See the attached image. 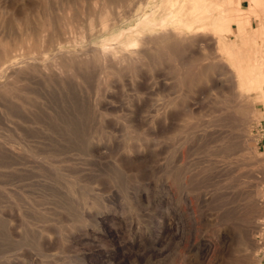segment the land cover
Segmentation results:
<instances>
[{"label": "rangeland", "instance_id": "obj_1", "mask_svg": "<svg viewBox=\"0 0 264 264\" xmlns=\"http://www.w3.org/2000/svg\"><path fill=\"white\" fill-rule=\"evenodd\" d=\"M71 1L80 35L89 24L88 5ZM241 4L248 6L247 0ZM45 10L52 11L50 0H30L22 17L27 27L34 28ZM3 11L0 18L9 17V9ZM249 21L252 37L261 19ZM223 41L233 60L246 62L235 26ZM195 54H153V65L162 72L152 74L166 83L164 89L136 91L115 76L105 86L89 74L86 81L50 92L17 82L24 112L0 98V264H264L258 239L264 221V103L251 96V102L236 104L237 89L228 88L230 68L211 64L209 50ZM99 101L112 105L100 112L122 126L105 130L102 147L112 151L84 152L76 134L62 127L92 122L90 110ZM138 101L144 117L161 107H178L182 114L168 133L150 136L132 126L127 108ZM49 124L58 129L48 130ZM11 145L20 148L16 160L2 152ZM133 146L139 155L122 154ZM150 149L157 156L152 161ZM176 207L183 216L173 228L184 237L193 233L218 242L214 255L196 253L202 239L195 251L174 240L165 216ZM254 225L258 231L249 232ZM250 236L258 241L256 248L247 243ZM141 237L154 241L153 257L124 249Z\"/></svg>", "mask_w": 264, "mask_h": 264}, {"label": "bare ground", "instance_id": "obj_2", "mask_svg": "<svg viewBox=\"0 0 264 264\" xmlns=\"http://www.w3.org/2000/svg\"><path fill=\"white\" fill-rule=\"evenodd\" d=\"M50 1L52 11L45 10L42 16L34 19V28H28L22 17L30 0H0V8L5 12L9 9V17L0 18V98L8 105L17 106L22 112L25 110L19 103L21 97L16 86V83L21 81L33 85L35 89L43 88L50 92L51 89L63 88L76 79L86 81L88 75L92 74L105 86L109 82V76H115L118 80L127 81L124 85L136 91L149 92L153 87L164 89L166 83L155 80L152 74L153 69L157 74L162 72L153 65V54L161 55L170 50L189 55L195 54L196 50H209L211 64L230 68L228 88L237 89L238 94L235 95L239 96L236 98V104L251 102V96L264 103V37L261 41L264 0H247L246 8L242 7L241 0H78V4L82 6L87 3L89 19L88 27L80 35L77 32L80 25L78 13L74 11V2ZM255 17L261 19V24L251 37L249 20ZM234 26L242 48L245 49V63L233 60V50L223 41L225 36L233 33ZM78 42L83 47L75 46ZM226 59L232 61V66H229ZM220 85L226 88L225 83ZM140 102L142 101L127 108V111L130 113L132 126L150 136L168 133L182 114L178 107H161L147 111V116L144 117L141 114ZM100 108H105L106 112L114 109L109 103L99 101L90 110L92 122L80 126L70 123L68 127H62L76 134L78 147L84 152L112 151L109 146L102 147V141L106 138L105 130L122 126L119 122L107 119L105 114L100 112ZM57 129L54 125L48 126V130ZM25 132L32 134L27 130ZM50 140L59 143L54 137ZM24 141L25 138L22 137L21 143ZM120 150L119 147L118 151ZM122 150L124 155L130 152L140 154L137 146ZM2 152L9 160H16L21 156L20 148L13 145L5 147ZM149 154L148 160L156 159L155 150L150 149ZM151 169L153 172L158 170L157 167ZM161 203L165 204V201L162 200ZM152 206L154 204L150 202L149 207ZM182 216L179 208H171L165 216V221L171 228L170 231H174V240L183 241L186 248L194 250L197 241L204 237L193 233L184 237L183 230L178 226L174 229V220ZM190 220L192 221V218L188 217V222ZM257 225L251 227L249 232H257ZM253 238L250 236L246 240L251 247L256 248L258 241L254 242L256 240ZM217 243L203 240V243H199L196 253L202 257L208 256L215 251ZM154 245L153 240L141 237L126 242L123 247L128 252L135 254L142 251L153 257ZM256 264H260L259 260Z\"/></svg>", "mask_w": 264, "mask_h": 264}, {"label": "built area", "instance_id": "obj_3", "mask_svg": "<svg viewBox=\"0 0 264 264\" xmlns=\"http://www.w3.org/2000/svg\"><path fill=\"white\" fill-rule=\"evenodd\" d=\"M258 239L260 243L264 245V221L260 225V234L258 235Z\"/></svg>", "mask_w": 264, "mask_h": 264}]
</instances>
